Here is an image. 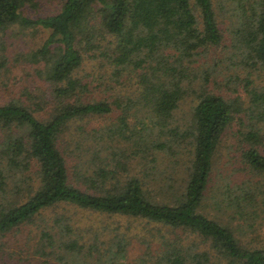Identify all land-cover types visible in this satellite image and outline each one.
<instances>
[{"label":"trees","instance_id":"1","mask_svg":"<svg viewBox=\"0 0 264 264\" xmlns=\"http://www.w3.org/2000/svg\"><path fill=\"white\" fill-rule=\"evenodd\" d=\"M42 1L0 0V86L21 75L32 83L0 103V237L65 203L146 219L165 233L102 238L58 214L24 244L40 264H264V86L244 78L243 93L233 95L230 79L241 78L218 82L215 68L219 58L236 73L264 67V0H61L54 13L26 15ZM13 27L49 34L9 62L5 32ZM87 62L115 83L125 75L132 88L85 100L93 86L80 76ZM211 81L231 91L216 92ZM188 96L182 128L174 112ZM116 110L110 126L77 125L75 138L76 121ZM229 131L235 150L217 185L223 208L209 211L206 192ZM164 158L170 173L157 172ZM146 159L149 173L139 165ZM33 165L35 179L25 173ZM133 242L142 247L134 255Z\"/></svg>","mask_w":264,"mask_h":264},{"label":"rangeland","instance_id":"2","mask_svg":"<svg viewBox=\"0 0 264 264\" xmlns=\"http://www.w3.org/2000/svg\"><path fill=\"white\" fill-rule=\"evenodd\" d=\"M61 0H43L41 5L38 9H31L29 8L27 10V14L29 16L37 17V16H44L46 14L54 13L59 9V3ZM226 16H228L226 14ZM229 23L227 21L224 22V24H220V27L227 26ZM230 26V25H228ZM5 37L8 38L6 44V50H5V57L9 59V62H11L13 57H15L18 53V49H22L25 52H29L31 49H34L36 46L40 45L42 41L47 37L49 34V30H41V29H31L27 33H19L17 29L11 28L7 30ZM228 43V41L226 42ZM220 49V48H219ZM220 60L217 62V66L215 67L218 70V76L216 77L218 82L227 81V76L237 74L241 78V80H238L235 82L230 79V81L233 84H230V87H237L238 92H234L233 95H236L238 93H243V79L248 78L249 80H253L254 86L260 88L264 86V67L259 66L258 69L252 70V69H245L239 70L237 73L232 72L230 66V62H226L223 60V58H219ZM96 62V61H95ZM215 62V59H209V62H207L206 65L211 64L212 67H214L212 64ZM97 63V62H96ZM96 63H90L87 62L86 65L83 67L82 70H80V76L81 75H88L86 77V80H90L92 82L91 91L84 96V99L87 101H91L93 99H99L103 97L104 95H108L111 91V93L115 94H127L130 89L132 88V80L128 78H125L124 76H121L122 79L118 83H115V81L110 77V75H105L104 70L100 69V67L96 66ZM28 64V70L27 72L33 73L35 71V66H29ZM25 67L26 65H22ZM205 67V65L203 66ZM16 70V69H15ZM20 72L24 73L22 70H19ZM35 75V74H33ZM22 78L19 80H10V82L7 85L0 86V103H4L7 100L8 94H18L20 89L24 87L25 85L28 88H31L32 83L29 80L26 82L25 75H21ZM5 81V78H0V82ZM128 81V82H127ZM40 89H47L48 84L45 80L36 77L35 83H33ZM213 82L211 81L208 86L213 87L212 90L216 92L221 93H228L229 88L226 86V84H223L222 87L220 86H213ZM105 89L108 91V93H105ZM12 95V94H11ZM194 103L192 101V97L188 96L184 100L181 101L180 106L177 110L174 112L175 120L180 125V127H185L189 124L190 118H191V105ZM118 114V111H113L109 114L104 115H92L89 117H85L81 120H78L74 124V129L76 131V136L79 134L78 130L82 132V130L77 126L81 125L84 127V129L90 130V128L94 129H100L105 128L106 126H110L112 123L115 122L116 116ZM41 115H44L42 113ZM233 129H236V125H233ZM80 132V133H81ZM233 133V131H232ZM231 133V131L228 132L227 136V142L222 143V147H220V150L217 151L216 157H215V167L212 171V181L210 182L208 189H207V203L205 207L206 210H215L217 207H222L221 203L219 201L223 198L219 194V189H217L218 183L221 182V174H225L228 172L230 167L226 169L228 166L226 161V156H230L226 152L229 151V153H234V147H232V144L235 142L234 135ZM85 135V134H83ZM86 136H83L82 138H85ZM87 139V138H86ZM74 144L71 145L73 147ZM161 155L163 153L161 152ZM231 157V156H230ZM71 161V158H68ZM149 159H146L145 164H139L141 166H146V170L148 169L147 173L151 171V166L153 163L149 162ZM168 158L157 159L155 162V166L157 167V172H161L162 170L168 171L170 173V165L167 162ZM166 164H168V167H166ZM182 164V163H181ZM172 166V165H171ZM184 165L182 164L179 166V170L183 172ZM37 167L35 165L31 166V169L28 171H25V173L28 176L34 177L36 173ZM223 173H220L221 171ZM21 174V173H20ZM153 175H155L154 172H152V175H149V178H151ZM181 177V176H180ZM36 177H34L35 179ZM179 178V177H177ZM76 180L72 178V182L74 183ZM154 191L157 189V185L153 187ZM58 214H62L66 217L72 218L75 222L79 223L81 228H87L86 231L90 232H100L101 237H105V235H112L113 233L117 232L119 235L127 233L128 238H133V240L139 239H151V240H157L158 234L165 233V229H160L159 224L155 222H149L146 219L142 218H134V217H127V216H121V215H107L102 214L99 212H93L85 209H81L78 207H75L70 204H59L56 207H53L49 209V211L43 213V215L39 216L36 220V223L31 224H25L22 225L19 228L13 229L10 233H8L6 236L0 237V264H40V260H38L37 255H34V253L30 249H26L24 244H26V240L29 237V235L34 234V227H36L37 224H45L46 222H50V220ZM42 216H44V219H42ZM40 218V219H39ZM42 221V222H41ZM237 235V234H236ZM33 236V235H31ZM238 236V235H237ZM139 243L133 242V248L131 251L133 252V255L139 252L140 248ZM130 249V248H129Z\"/></svg>","mask_w":264,"mask_h":264}]
</instances>
